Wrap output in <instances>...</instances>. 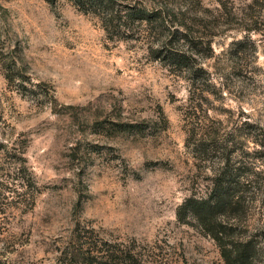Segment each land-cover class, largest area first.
I'll return each mask as SVG.
<instances>
[{"label": "rangeland", "instance_id": "1", "mask_svg": "<svg viewBox=\"0 0 264 264\" xmlns=\"http://www.w3.org/2000/svg\"><path fill=\"white\" fill-rule=\"evenodd\" d=\"M140 1L115 0L116 11ZM170 2L186 6L196 41L173 44L194 51L201 76L157 57L162 35H138L120 13L107 30L104 9L73 0H0V264H59L77 227L92 226L153 264H227L210 235L177 216L227 155L198 157L188 138L200 125L246 141L243 224L259 234L264 264V163L253 142L264 127V36L252 33L256 51L230 54L247 20L264 26V2Z\"/></svg>", "mask_w": 264, "mask_h": 264}, {"label": "trees", "instance_id": "2", "mask_svg": "<svg viewBox=\"0 0 264 264\" xmlns=\"http://www.w3.org/2000/svg\"><path fill=\"white\" fill-rule=\"evenodd\" d=\"M73 1L79 9L86 12L102 14L100 11L104 9L107 30H110L109 22H113L116 12L123 18V24L130 22L139 26L138 35L142 37L160 33L162 37L155 40V42H161L155 49L159 52L157 57L163 56L168 59L170 65H176L178 69L187 70L198 76L206 70L193 62L194 51L191 54L173 44V42H196L189 30L186 6H177L170 0H151L154 4H147L142 0L139 4H129L126 9L116 11L115 0ZM261 2L264 0H254V3ZM219 21L220 19H214L210 28L207 26L209 24H204L210 31L209 56L212 52L210 42L214 35L218 34L214 28L219 27ZM247 21L248 24L242 28L243 37L236 40L230 49L232 57H238L250 48L256 51L257 45L252 33L258 32L264 36V26L258 25V20H255L253 24ZM259 127L261 136L253 142H255L257 158L262 159L264 163V127L262 125ZM223 138L219 131L212 133L205 125L195 127L190 134L188 145L193 146L195 153L204 162L206 155L216 151L222 154L227 152V155L220 158L219 162H222L219 166L210 168L213 173L210 174L207 190L202 194L193 192L187 196L178 206L177 216L180 221L198 225L210 235L220 248L221 255L227 264H256L260 255V246L256 238L259 234L249 233V225L243 224L246 221L248 205L246 197L242 194L243 186L251 183L248 179L253 167L248 166L245 160L248 154L245 140L237 146V142L231 144L229 139ZM236 153L240 158L232 163ZM242 227L244 230L240 232ZM76 231L77 238L71 246L69 245V248L67 247L66 255L59 264H153L151 260L145 258V254L137 250L135 244L117 243L100 238L93 226L77 227Z\"/></svg>", "mask_w": 264, "mask_h": 264}]
</instances>
